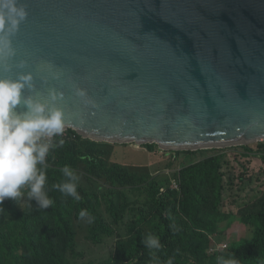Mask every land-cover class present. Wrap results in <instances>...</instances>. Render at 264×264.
Wrapping results in <instances>:
<instances>
[{"label": "water", "instance_id": "1", "mask_svg": "<svg viewBox=\"0 0 264 264\" xmlns=\"http://www.w3.org/2000/svg\"><path fill=\"white\" fill-rule=\"evenodd\" d=\"M20 2L0 78L30 75L22 95L62 110L65 130L166 152L264 142V0Z\"/></svg>", "mask_w": 264, "mask_h": 264}, {"label": "trees", "instance_id": "2", "mask_svg": "<svg viewBox=\"0 0 264 264\" xmlns=\"http://www.w3.org/2000/svg\"><path fill=\"white\" fill-rule=\"evenodd\" d=\"M59 139L64 145L46 161L44 191L53 205L40 208L26 189L19 201L0 204V264H217L233 256L237 264H264V143L166 152L95 143L72 129ZM139 152L152 160L124 164ZM65 165L80 178V201L52 188L65 179ZM237 221L252 238L217 243ZM149 235L159 250L146 247ZM80 236L96 248L88 257Z\"/></svg>", "mask_w": 264, "mask_h": 264}, {"label": "clouds", "instance_id": "3", "mask_svg": "<svg viewBox=\"0 0 264 264\" xmlns=\"http://www.w3.org/2000/svg\"><path fill=\"white\" fill-rule=\"evenodd\" d=\"M27 16V9L20 0H0V62L14 54L10 38ZM31 79L30 75H22L18 80L0 78V204L6 198L19 201L24 195L22 190L26 189L28 200L35 199L40 208H47L53 205V200L44 191L47 157L52 150L64 145L63 139L54 141V138L62 137L68 129L65 130L62 110L54 104L22 95L26 86L32 87ZM76 95L85 97L86 94L77 89ZM56 99L55 95L51 96L52 101ZM18 105H23L26 111L17 113ZM60 171L65 179L53 184L52 188L80 201L79 176L67 165ZM86 215V210L79 212L81 219ZM144 243L150 250L162 247L159 239L152 235L147 236ZM217 264H237V260L234 256L218 257Z\"/></svg>", "mask_w": 264, "mask_h": 264}, {"label": "rangeland", "instance_id": "4", "mask_svg": "<svg viewBox=\"0 0 264 264\" xmlns=\"http://www.w3.org/2000/svg\"><path fill=\"white\" fill-rule=\"evenodd\" d=\"M135 144V143H132ZM130 148L135 149L137 151L143 150V147H138L135 145H129ZM152 158L144 152L139 153H129L127 156V160L123 161L124 164L127 165H143L147 162H150ZM161 161L159 159H156L154 161V164H160ZM86 223V222H85ZM253 236V230L252 228H245L241 225L239 221L235 223V225L228 230H225L223 235L217 239V243L219 244H229L232 246V244L240 242L241 240H249ZM79 242L82 244V249L84 252V255L87 257L90 255L91 252L96 251V248L93 247L92 243L85 242L82 237L80 236L78 238Z\"/></svg>", "mask_w": 264, "mask_h": 264}]
</instances>
